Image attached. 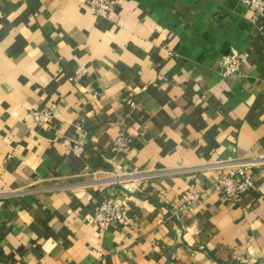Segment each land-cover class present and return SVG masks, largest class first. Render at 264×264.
Instances as JSON below:
<instances>
[{
	"label": "crops",
	"instance_id": "obj_1",
	"mask_svg": "<svg viewBox=\"0 0 264 264\" xmlns=\"http://www.w3.org/2000/svg\"><path fill=\"white\" fill-rule=\"evenodd\" d=\"M84 1L0 0V264H264V12L121 0L105 17ZM234 48L249 56L227 76ZM252 158L255 187L227 202L220 173ZM106 200L129 225L100 230Z\"/></svg>",
	"mask_w": 264,
	"mask_h": 264
},
{
	"label": "built area",
	"instance_id": "obj_2",
	"mask_svg": "<svg viewBox=\"0 0 264 264\" xmlns=\"http://www.w3.org/2000/svg\"><path fill=\"white\" fill-rule=\"evenodd\" d=\"M246 6H257L260 12H264V0H243ZM121 0H85L84 6L96 13L97 15L111 17L113 16ZM249 53L246 50L232 49L230 53L223 55L220 59L221 68L224 75H237L241 73V65L248 58ZM31 118L33 123L38 126L47 125L54 111L50 106L36 107L31 110ZM79 141L72 146V149L78 154L81 153L84 146V141L89 138V133L84 126L79 125ZM115 146L121 150L127 149L131 144L130 137L121 133L114 142ZM264 158V157H263ZM257 158L243 161L242 164L231 169L223 170L220 173L218 189L224 199L229 203H238L244 195L255 187V182L252 175L253 164ZM183 205L182 210H193L203 202L201 195L194 190H186L181 195ZM130 210L128 206L111 201H104L96 211V221L101 231H107L114 224L129 225ZM99 254L102 255V249H99ZM233 257L238 261L245 263L247 259L239 252L235 251Z\"/></svg>",
	"mask_w": 264,
	"mask_h": 264
}]
</instances>
